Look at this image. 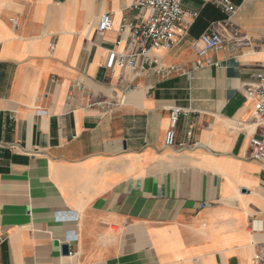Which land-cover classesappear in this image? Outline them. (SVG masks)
I'll list each match as a JSON object with an SVG mask.
<instances>
[{
  "label": "crops",
  "instance_id": "0c3cea01",
  "mask_svg": "<svg viewBox=\"0 0 264 264\" xmlns=\"http://www.w3.org/2000/svg\"><path fill=\"white\" fill-rule=\"evenodd\" d=\"M133 1L0 0V264L264 257V164L250 158L264 126L245 92L264 69V0H230L234 13L184 0L178 43L153 52L170 73L108 67L120 26L147 16ZM105 13L113 28L99 33ZM209 30L225 38L206 55L220 64L197 68ZM176 108L185 149L165 144Z\"/></svg>",
  "mask_w": 264,
  "mask_h": 264
},
{
  "label": "built area",
  "instance_id": "2783aa9c",
  "mask_svg": "<svg viewBox=\"0 0 264 264\" xmlns=\"http://www.w3.org/2000/svg\"><path fill=\"white\" fill-rule=\"evenodd\" d=\"M219 6L223 7L228 13H234L236 7L230 0H214ZM133 7L144 8L147 12L146 18L139 24L123 23L119 30L128 32L129 36L124 43L123 49H112L108 54V67H130L144 71L148 67L154 66L157 73H170L175 67L166 69L160 64L159 59L153 52L164 48L171 49L179 41V31L187 14L184 8V0H134ZM194 16L197 13H193ZM17 24V20L13 21ZM113 28V18L110 13L103 14L98 22L97 31L105 33ZM120 44V41L117 42ZM225 44V38L215 30H209L203 33L198 41L194 42L193 47L197 52L196 67L204 65L219 66V62L213 61L207 57L209 51L221 48ZM142 58V64L139 66L138 58ZM80 86V85H79ZM137 85L127 83L124 87V93L133 91ZM245 92L248 96L256 99L252 122L256 127L264 126V69L257 73L253 80L245 84ZM124 97L118 99H109L97 103V106L103 110H110L119 104H123ZM180 108L173 109L171 113V126L166 133L165 144L167 147L185 149L188 146L186 141L177 142L176 125L181 113ZM75 137V136H73ZM188 137H192L191 129L188 131ZM250 158L264 164V140L252 136L250 138ZM205 205H208L205 203ZM253 228V226L251 227ZM256 260L259 264H264V257L257 255Z\"/></svg>",
  "mask_w": 264,
  "mask_h": 264
},
{
  "label": "water",
  "instance_id": "95a60500",
  "mask_svg": "<svg viewBox=\"0 0 264 264\" xmlns=\"http://www.w3.org/2000/svg\"><path fill=\"white\" fill-rule=\"evenodd\" d=\"M70 249H69V246L68 245H64L63 246V252L65 253V254H69V251Z\"/></svg>",
  "mask_w": 264,
  "mask_h": 264
}]
</instances>
